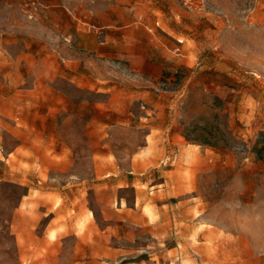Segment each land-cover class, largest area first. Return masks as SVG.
I'll use <instances>...</instances> for the list:
<instances>
[{"label": "rangeland", "instance_id": "1", "mask_svg": "<svg viewBox=\"0 0 264 264\" xmlns=\"http://www.w3.org/2000/svg\"><path fill=\"white\" fill-rule=\"evenodd\" d=\"M0 264H264V0H0Z\"/></svg>", "mask_w": 264, "mask_h": 264}]
</instances>
